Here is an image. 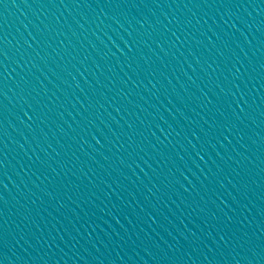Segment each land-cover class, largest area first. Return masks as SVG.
Here are the masks:
<instances>
[{
	"label": "water",
	"instance_id": "obj_1",
	"mask_svg": "<svg viewBox=\"0 0 264 264\" xmlns=\"http://www.w3.org/2000/svg\"><path fill=\"white\" fill-rule=\"evenodd\" d=\"M0 264H264V0H0Z\"/></svg>",
	"mask_w": 264,
	"mask_h": 264
}]
</instances>
